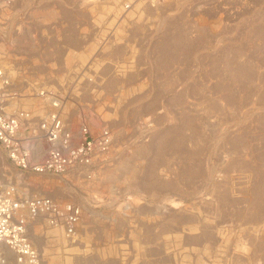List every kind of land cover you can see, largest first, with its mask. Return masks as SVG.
I'll return each mask as SVG.
<instances>
[{
    "label": "rangeland",
    "instance_id": "1",
    "mask_svg": "<svg viewBox=\"0 0 264 264\" xmlns=\"http://www.w3.org/2000/svg\"><path fill=\"white\" fill-rule=\"evenodd\" d=\"M0 17L8 67L49 85L72 143L113 135L104 163L61 174L0 147L24 196L82 209L73 237L29 219L42 264H264V0H0ZM120 161L132 183H95Z\"/></svg>",
    "mask_w": 264,
    "mask_h": 264
},
{
    "label": "built area",
    "instance_id": "2",
    "mask_svg": "<svg viewBox=\"0 0 264 264\" xmlns=\"http://www.w3.org/2000/svg\"><path fill=\"white\" fill-rule=\"evenodd\" d=\"M5 61L0 49V147L13 167L23 172L61 174L104 163L113 144L111 132L105 128L98 137H92L84 128L78 143L73 144L62 114L63 103L52 95L49 85L18 76ZM19 78H24V87L17 82ZM36 99L45 108L40 111V122L31 126L35 111L27 106ZM44 143L50 146L49 155L44 153ZM31 218H45L51 227L62 228L73 237L82 221V209L74 202L60 203L52 197L24 196L16 179L0 168V264L43 263L29 238Z\"/></svg>",
    "mask_w": 264,
    "mask_h": 264
},
{
    "label": "bare ground",
    "instance_id": "3",
    "mask_svg": "<svg viewBox=\"0 0 264 264\" xmlns=\"http://www.w3.org/2000/svg\"><path fill=\"white\" fill-rule=\"evenodd\" d=\"M34 13H36V12H34ZM58 14V12H57V10L56 9H54V8H51V9H46V10H44V11H42V17H48L49 19L50 18H52L53 19V17H55L56 15ZM6 16V13L5 14H3V16ZM40 16V15H39ZM8 18V17H7ZM6 18V19H7ZM36 18V17H35ZM55 18H57V17H55ZM0 19H1V17H0ZM5 19V18H4ZM46 19V18H45ZM3 21V20H2ZM1 23V22H0ZM2 24V23H1ZM20 24V23H19ZM2 30V29H1ZM15 41V40H14ZM175 45V44H174ZM180 46V45H179ZM178 46V47H179ZM177 47V46H176ZM172 49H171V46L168 44V45H162V46H160V48H159V51H160V54H161V59H162V62H163V64H166V63H168V59H167V57H170L171 56V53H170V51H171ZM67 54H69V53H67ZM8 55V54H7ZM10 56V55H9ZM8 56V57H9ZM7 57V58H8ZM21 59V58H20ZM66 60V59H65ZM5 64H7V62L5 63ZM50 65V64H49ZM51 66H52V64H51ZM51 66H49V67H51ZM12 68V67H11ZM56 91V90H55ZM37 101L39 100V99H36ZM36 101V102H37ZM35 102V101H34ZM42 103H38V104H36V105H40V106H42V109H43V104L41 105ZM28 105H30V104H28ZM32 105V104H31ZM35 105V109H36V106ZM33 106V105H32ZM40 106H38L37 108H41ZM69 106V105H68ZM28 107H30V106H28ZM69 108V107H68ZM33 109V108H32ZM38 110V109H37ZM36 110V112H38ZM40 110V109H39ZM65 110L68 112V110L65 108ZM35 111V110H34ZM66 111H64L65 113H66ZM67 117V116H66ZM87 119V118H86ZM68 120V119H67ZM79 138V137H78ZM165 139H167V138H164V137H161L160 139H158L156 142H154L155 144H153V147H155V149L153 148V150H155V151H157V152H159V151H161V146L162 145H164V144H166V140ZM79 141V140H78ZM74 142V141H73ZM143 151V150H142ZM150 152H152V151H150ZM134 153V152H133ZM132 154V153H131ZM157 154V153H156ZM136 155V154H135ZM143 155V154H142ZM134 156V155H133ZM138 157V156H137ZM140 157H141V155H140ZM126 158H128V157H126ZM131 158V157H130ZM142 158V157H141ZM138 159V158H137ZM124 161V160H123ZM126 161H127V159H126ZM126 161L125 162H121L120 161V163H118V165H116V168H115V170H113V171H108L107 169L106 170H104V172H100L101 174H100V178H95V183H99V181L101 182V181H105L107 184H109V188H111L112 189V191H113V193H115V190H114V184L116 183V182H118L119 180H122L123 178L124 179H127V181H129L130 183H132V181H134V179H135V176H136V173H138V171L137 172H134V169H132L131 168V170H128V169H130V168H127L128 167V165L126 164ZM140 161V160H139ZM144 161V160H143ZM128 162H129V159H128ZM145 162H146V160H145ZM106 164V163H105ZM146 166V165H145ZM144 166V167H145ZM154 166H156V165H154V163H151V164H149L148 165V168H147V170H148V172L147 173H145L146 174V176H145V183L147 182V179L149 178V177H151L152 175H153V170H154ZM104 167V166H103ZM143 168V167H142ZM124 170H125V172H124ZM103 171V170H102ZM143 171V170H142ZM142 171H140V172H142ZM145 171V170H144ZM146 172V171H145ZM122 173H124V174H122ZM97 175V174H96ZM95 177V176H94ZM103 181V182H104ZM153 182V181H152ZM152 182H150V183H152ZM144 183V182H143ZM134 185H136V184H134ZM113 221H115V219L113 218L112 219ZM34 243V242H33ZM102 254V253H101ZM101 256V255H100ZM10 264H13V262H10Z\"/></svg>",
    "mask_w": 264,
    "mask_h": 264
}]
</instances>
